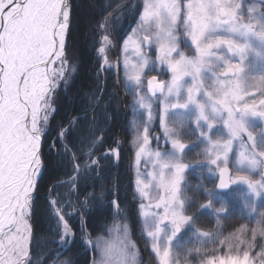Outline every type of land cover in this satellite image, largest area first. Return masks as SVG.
Here are the masks:
<instances>
[{
  "label": "snow or ice",
  "instance_id": "snow-or-ice-1",
  "mask_svg": "<svg viewBox=\"0 0 264 264\" xmlns=\"http://www.w3.org/2000/svg\"><path fill=\"white\" fill-rule=\"evenodd\" d=\"M83 7L93 12L92 31L105 27L103 20L111 15L106 7L97 10L89 2ZM75 9L72 0H0V264H144V253L152 264H179L174 238L196 223L201 209H210L219 226L221 217L235 210L224 201L215 207L216 189L238 183L247 186L249 199L242 202L240 218L248 223L219 241L223 255L206 259L209 253L203 248H187L184 264H196L197 258L199 264H264V146L258 145L247 119L264 121V77L246 89L242 75L251 39L264 41V0H143L142 11L139 5L130 9L134 17L138 14V22L123 43L125 77L133 85L134 103L146 110L135 126L134 141L137 212L146 232L143 249L129 238L127 222L110 227L107 239L92 236L93 202L99 199L119 214V190H111L108 200L110 190L103 185L99 198L95 183L91 191L80 185L83 180L87 188L90 180L99 179L93 170L102 160L112 158L118 164L122 142L113 139L115 147L101 152L95 147L94 128L74 136L63 120L52 124L58 104L73 99L68 68L82 34ZM184 38L190 41V53L181 48ZM108 42L104 35L97 51L105 53L103 44ZM165 69L167 80L146 77L147 71ZM205 71L210 77L203 75ZM189 106L197 129L190 143L203 141L197 153L202 159L184 163L182 153L188 145L171 126L169 113ZM157 117L158 132L151 127ZM217 126L222 131L210 135ZM152 139L158 145L163 142L164 148L151 150ZM142 157L152 165L145 179L139 173ZM200 164L218 177V183L208 188L201 182L197 197L189 198L185 169ZM61 173H74L71 201L57 191L67 187ZM257 199L262 201L259 207ZM74 215L79 216L76 225L70 220ZM41 221L52 236L47 241L52 247L43 252L36 234ZM194 234L205 243L219 236L199 228ZM60 255L66 258L60 260Z\"/></svg>",
  "mask_w": 264,
  "mask_h": 264
},
{
  "label": "rangeland",
  "instance_id": "rangeland-1",
  "mask_svg": "<svg viewBox=\"0 0 264 264\" xmlns=\"http://www.w3.org/2000/svg\"><path fill=\"white\" fill-rule=\"evenodd\" d=\"M129 1L131 2V4L129 5L126 12L122 13L119 19L121 21L124 20L125 18H130V20L127 21L128 23L127 26H129V28L120 37V42H118L115 54L110 55L108 52L107 53L109 55L108 56L109 60L114 59V56H116V58L118 59V82L123 95L126 97L128 138L125 144L127 148L126 155L128 160V168L130 171L131 192L130 195L128 196V200H129L128 202L129 205H131V208H130V214L128 213L127 214L124 213L123 215L114 214L119 216L112 215L108 217V219L105 222L106 225L104 228V233L103 232L96 233L95 235H93V231H92V236L94 238L103 237L107 239L109 238L110 235L109 234L110 227H114L116 225H122L123 223L127 222L129 225V238L132 239L134 242H139L140 248L143 249L144 240L146 239V232L144 231L143 218L138 217V212H137L140 198L138 192L136 191V179H137L138 169L134 157V153L136 151V144L134 143V141H135V131H136L135 126L140 119L146 117V110L139 108V106L134 103L133 85L131 82L127 81L125 77V67H124L125 52L123 49L124 41L127 39L128 35L131 34L132 28L136 27V24L138 22V14H136V16L134 17L130 9L136 5H139L142 11L143 0H126L125 2L126 5L128 4ZM104 24L106 25L105 21ZM99 44L100 42H98L96 48H98ZM251 45L252 48L248 51L244 61L245 69L242 74L244 79V86L246 89L254 86L258 82L259 77H264V41H260L252 38ZM181 48L190 53L191 52L190 41L187 40L186 38L182 39ZM221 51H223V49H221ZM130 55L131 53H129V56ZM152 55L153 57L155 56L154 50L152 51ZM98 56H99L98 57L99 65H100V55L98 54ZM233 59L235 58L233 57ZM73 66L75 67V62L71 58L68 68V70L72 72V76L70 80L73 78L75 73V71H72ZM102 70H112V66L108 65L106 67V65H104ZM151 75H157L158 79H163V80L169 79V74L167 73L166 69L163 72L158 70L147 71L146 77ZM203 75L206 78L210 77V73L207 71H205ZM70 80H69V84H70ZM64 87L66 86L62 85V89ZM253 98L255 97H248V99H253ZM152 103L154 110L158 112L159 109L158 102L155 99H153ZM193 116H194V109L192 108V106H189L187 109L184 110H176L169 113V122L171 126L182 135L183 142H185L188 145V147L185 149V152L182 153L184 163H191V161L193 160L202 159V156L197 155V153L201 151L202 146L200 143H203V141H200V143L197 142L195 144L190 143L191 140L196 138V134H197V129L193 125V120H192ZM247 119L249 123L253 126V129L256 131L258 145L264 146V121H260L259 117H252V116H249ZM75 120H76L75 117H71L64 124L65 126H69L72 123H74ZM151 127L154 129V131L156 132L159 131L158 117L154 122H152ZM219 131H222V129L219 126L214 127L210 131V135ZM157 147L163 149L164 148L163 142H160L158 145L156 140L154 139L150 140L149 148L154 151L157 149ZM167 147L170 149L171 147L170 144ZM236 147L237 145L234 142V151L232 153H229L230 161L234 159V153ZM151 169H152V165L148 163L145 158L142 157L139 165L140 177L142 179H145L146 172ZM71 175H74V173H70V176ZM185 175H186L185 187L187 189L186 196L189 198L197 197L199 189L196 186L201 182H203L204 185L208 188H212L214 187L215 183H218V177H214L212 176V174L207 172L205 164L192 165L191 167L185 169ZM66 183L70 184V179ZM81 183L83 184L84 181L81 180L80 184ZM246 187H247L246 185L238 183L235 185H230L229 189H216V196L214 197L216 201L215 207L217 208L220 207L221 201H224L231 206V209L235 211H230L227 218H224L222 216L221 224L218 226L216 223V218L212 215L211 210L201 209L200 215L197 217L196 223L193 226L186 225L181 230V232L177 234V237L174 238L172 242L174 254L177 252L179 253L178 255L179 264H184V252L187 248H192V247L203 248L209 253V256L206 259H211L212 256L223 255V253L219 251L220 248L219 241L224 239L225 237H228L234 231V229L238 228L240 225L248 223L247 219H244L243 221V218H240L241 217L240 210L242 209V202L249 199V197L246 195ZM96 196L99 198L100 194L98 193L96 194ZM97 201L99 202V199H97ZM200 202H205V197L201 199ZM95 203L97 202L95 201ZM261 203L262 201L260 199H257L258 207L261 205ZM96 205H99L96 206L97 208V207H102L103 204L99 202V204ZM191 211L192 210L189 209V212L187 214H191ZM70 212H72V209H70ZM101 222L102 221L100 220L97 229H101V227H99L100 225L103 228V223ZM195 228H199L203 231H210L213 233L219 232V236L216 237L214 242L208 241L207 243H205L202 238H198L197 235L194 234ZM120 230H121L120 228L116 229V231H120ZM111 235L115 236L116 232L111 233ZM225 251H227V246H225ZM89 255L91 258L92 254L90 253ZM97 258L99 257L97 256ZM143 260H144V264H152V260L149 258L147 253L143 254ZM196 264H199V258H197Z\"/></svg>",
  "mask_w": 264,
  "mask_h": 264
},
{
  "label": "trees",
  "instance_id": "trees-1",
  "mask_svg": "<svg viewBox=\"0 0 264 264\" xmlns=\"http://www.w3.org/2000/svg\"><path fill=\"white\" fill-rule=\"evenodd\" d=\"M85 2L92 3L96 9L107 8L108 13H111L107 19L105 28L92 31L90 29V22L92 21L93 12L83 7ZM126 0H72V3L76 6V14L79 17L81 24L82 34H78L75 42L74 55L72 60L75 62V73L70 80L71 92L73 99L71 102L62 100L58 104V111L55 115V119L52 120V124L63 120L67 122L71 117H75L74 123L69 125L73 130L74 136L76 134L86 135L89 128L95 129V147L101 148L103 145H113V139L121 141L120 146V160L117 165H113L112 159L108 158L101 161V167H99V179L95 182L89 181L88 187H84V183L80 184L83 191L87 189L92 190V184L95 183V193L100 194L101 185L110 191L107 193L108 198H112L111 190L118 188L119 201L122 202L131 192L130 187V171L128 168V160L126 155V140L128 138V124H127V108L126 97L123 95L119 82L115 77L112 70H100L99 69V56L97 54V45L100 36L103 32H107L111 38L109 44V53L115 54L120 37L125 31L128 30L127 21L130 18L119 20L122 13L126 12L128 8H125ZM131 2H128V6ZM96 19H102L96 17ZM131 24V22H130ZM127 26V27H126ZM127 28V29H126ZM126 29V30H125ZM111 50V51H110ZM116 58V56H114ZM91 98V99H90ZM98 98V99H97ZM93 100L95 103L93 104ZM93 111L95 116L93 117ZM93 119L95 123H93ZM70 137V139L74 138ZM101 140L103 144L101 146ZM93 171L94 173L96 172ZM54 173H49L52 175ZM66 178L61 173L60 179ZM67 182V181H66ZM65 187L66 189L68 188ZM83 191L81 195H83ZM200 200L203 196H200ZM94 203V206H99V202ZM128 203V202H127ZM131 205H129L130 207ZM112 209L106 207H97L91 213L89 217V227L93 231V235L96 233H104V229H97L100 220L116 214L111 211ZM119 216V215H114ZM78 217V215H77ZM244 221V219H243ZM79 219L77 218V223ZM239 223V222H238ZM237 223V224H238ZM48 225L46 222L41 221L37 227V237L41 239L40 249L41 251H47L52 247V244L47 241L52 239V236L47 231ZM64 255L59 256V259H65ZM36 259V257H33ZM34 264H39L38 261H34Z\"/></svg>",
  "mask_w": 264,
  "mask_h": 264
},
{
  "label": "flooded vegetation",
  "instance_id": "flooded-vegetation-1",
  "mask_svg": "<svg viewBox=\"0 0 264 264\" xmlns=\"http://www.w3.org/2000/svg\"><path fill=\"white\" fill-rule=\"evenodd\" d=\"M110 55H111V53H109ZM109 146H112V147H115V145H103L101 148H100V151L101 152H106L107 151V149H108V147ZM93 159H95V155H93ZM112 159V158H111ZM119 160H120V153H119ZM112 163H113V165H117V164H115L114 163V161H113V159H112ZM95 171H96V169H95ZM69 179H70V177H66V178H62L61 180H63V181H69ZM72 188V185H71V183L68 185V188L66 189L64 186H62V187H60L57 191L58 192H61V193H65L66 195H65V200H67V201H71L72 199H73V197L70 195V193H69V189H71ZM90 189H87L86 191H89ZM107 199L108 200H111L112 198H108L107 197ZM129 200L127 199V198H125V200H123L122 202H120V205H121V208L123 209L121 212H119V215H123L124 213L125 214H130V208H131V206L129 207V202H128ZM128 202V203H127ZM103 207H105L104 205H102V207L101 208H103ZM94 209H96V206L94 207ZM68 211L70 212V209H68ZM111 211H113V212H115L116 213V210L115 209H112ZM108 217H110V214H109V216ZM108 217H106V218H103V219H101V223H103V228H102V226L100 225L99 227H101V231L105 228V222H106V220L108 219ZM77 215H74V216H70V220H71V223L73 224V225H76L77 224ZM99 230V229H98ZM102 233V232H101Z\"/></svg>",
  "mask_w": 264,
  "mask_h": 264
},
{
  "label": "water",
  "instance_id": "water-1",
  "mask_svg": "<svg viewBox=\"0 0 264 264\" xmlns=\"http://www.w3.org/2000/svg\"><path fill=\"white\" fill-rule=\"evenodd\" d=\"M103 36H104V34L100 36V44H99L97 50L102 45V37ZM110 43H111V41H110V38H109V42L106 43V44H103V46L105 47V49H107V47L109 46ZM98 54L100 55V65H99V69L102 70L104 65H106V67L108 65L112 66L113 73H114L115 77L118 80V59L117 58H114V59L109 60L106 51L103 54H101V53L98 52ZM105 60L107 61V63H105Z\"/></svg>",
  "mask_w": 264,
  "mask_h": 264
}]
</instances>
